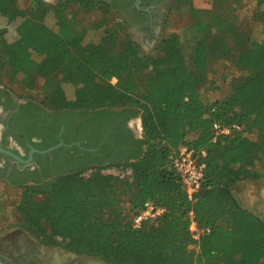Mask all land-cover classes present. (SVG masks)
<instances>
[{
    "label": "trees",
    "instance_id": "obj_1",
    "mask_svg": "<svg viewBox=\"0 0 264 264\" xmlns=\"http://www.w3.org/2000/svg\"><path fill=\"white\" fill-rule=\"evenodd\" d=\"M242 1L199 8L192 0H177L181 6L175 8H187L193 22L183 35H163L151 55L108 2L68 0L51 8L31 0L35 18L25 20L18 39L8 42L0 31V83L15 93L9 82L17 80L31 91L39 80L58 76L43 86L44 105L86 113L99 127L115 121L114 115H140L143 137L131 131L116 137L130 151L127 157L108 155L88 168L24 187L13 203L16 226L43 245L105 264H263L264 216L233 193L242 181L264 178V41L253 33L264 12L239 22L232 13ZM263 3L258 0V6ZM73 4L99 10L102 17L84 25L67 10ZM51 10L57 30L44 22ZM0 11L15 18L17 0H0ZM90 29L103 30L99 41H86ZM219 60L230 61L239 73L223 96L205 98L202 89L213 84L209 71ZM66 84L76 88L71 99ZM29 95L25 98L35 99ZM214 122L238 123L242 130L213 140ZM181 145L207 151L206 177L195 203L173 167ZM147 200L167 211L134 228ZM190 210L199 224L211 227L198 243L189 231Z\"/></svg>",
    "mask_w": 264,
    "mask_h": 264
},
{
    "label": "flooded vegetation",
    "instance_id": "obj_2",
    "mask_svg": "<svg viewBox=\"0 0 264 264\" xmlns=\"http://www.w3.org/2000/svg\"><path fill=\"white\" fill-rule=\"evenodd\" d=\"M64 1L68 0H59ZM103 1L116 7L133 39L143 48L146 40L152 46L158 43L164 17L175 0ZM113 117L115 121L99 127L96 122H88L86 113L49 108L42 100L18 97L0 83V184L7 185L11 194L18 190L20 198L24 187L49 180L60 172L88 168L108 155L127 157L130 151L116 137L131 131L135 138H142L138 131L141 116ZM0 229V264H81L78 257L102 262L43 245L16 224ZM56 250L77 258L74 260L67 253L60 255Z\"/></svg>",
    "mask_w": 264,
    "mask_h": 264
},
{
    "label": "rangeland",
    "instance_id": "obj_3",
    "mask_svg": "<svg viewBox=\"0 0 264 264\" xmlns=\"http://www.w3.org/2000/svg\"><path fill=\"white\" fill-rule=\"evenodd\" d=\"M46 4H54L58 0H44ZM219 0H192L194 5L199 8H210L213 5L218 4ZM177 0L170 6L169 11H167L164 22L161 25L162 31L159 36V40L165 34L171 32H177L181 35L185 32V27L193 22V17L189 14L187 8L184 9H177L175 8L178 6ZM181 6V5H180ZM31 7V0H17V9L18 13L15 18H10L6 12L0 11V31L4 33V36L8 42H14L18 39L20 34V28L22 27L23 23L28 18H35V16L30 11ZM262 10L264 12V3L261 6H258V0H243L242 4L238 6L233 11V19L248 23L252 21L253 14L258 11ZM117 20H122L121 17L115 14ZM79 19L81 20L82 24L91 26L94 22H97L102 16L99 10H95L93 12H81L78 14ZM44 22L50 28L57 30V18L55 15L54 10H51L45 17ZM103 30H96L90 29L86 35V41L97 42L99 41ZM253 33L256 39L260 41H264V20H261L256 24L253 28ZM136 38V37H134ZM159 42V41H158ZM156 45L152 46L151 42L148 40L144 41L142 44V49L147 54H155L156 52ZM153 47V48H152ZM35 57L40 59L38 55L35 54ZM238 70L236 69L235 65L232 64L230 61L226 60H219L212 64L211 69L209 71L210 82L208 83L207 87L202 89L203 97H210L211 99H216L220 96H223L226 87L229 84L231 78L238 74ZM7 77H4L6 81ZM59 79L58 76L51 79L50 81L47 80H39L37 82V86L34 90L24 88L17 80L14 82H9V86H12L13 90L15 91L18 97L20 94H23L25 98L28 97L27 95L33 94L34 98L37 100H43L45 94L43 93V86L50 87L51 84L55 83ZM112 82H116V79H113ZM48 84V85H47ZM50 85V86H49ZM211 86V89H208ZM216 86H219V89L216 90ZM65 95L68 99L74 97L75 94V86L71 84L65 85ZM30 96V95H29ZM49 108L54 109L52 106L49 105ZM140 117H138V131L143 132L142 124L140 122ZM245 186H239L236 191L239 197L240 203L245 206L246 208L252 210L253 212L262 215L264 214V178L260 180H248ZM10 188L7 185L0 184V228H7L8 226L15 225L17 223V219L15 216V210L13 207V203L17 202L20 198L18 190L17 192H13L11 195ZM243 196H247V199H244ZM263 216V215H262ZM1 231V229H0ZM60 252L59 254H65L67 252L56 250ZM70 255L71 258L76 260L72 254L67 253ZM66 256V255H65ZM81 264H102L99 261H93L91 259H87L84 257H78ZM264 264V263H263Z\"/></svg>",
    "mask_w": 264,
    "mask_h": 264
},
{
    "label": "built area",
    "instance_id": "obj_4",
    "mask_svg": "<svg viewBox=\"0 0 264 264\" xmlns=\"http://www.w3.org/2000/svg\"><path fill=\"white\" fill-rule=\"evenodd\" d=\"M241 130L242 126L238 123L223 124L214 122L213 140H216L218 136H233ZM206 156V149H198L188 145L179 146L173 156L174 170L181 176L184 191L193 203L198 201V194L205 181L207 167ZM166 211L167 209L165 207L157 205L152 200H147L144 208L134 217L133 227L140 228L144 223L154 222L164 215ZM188 216L191 237L194 242L198 243L204 236L211 232V227L199 224L195 219L193 210L189 211ZM193 247H196V245H193Z\"/></svg>",
    "mask_w": 264,
    "mask_h": 264
},
{
    "label": "crops",
    "instance_id": "obj_5",
    "mask_svg": "<svg viewBox=\"0 0 264 264\" xmlns=\"http://www.w3.org/2000/svg\"><path fill=\"white\" fill-rule=\"evenodd\" d=\"M64 4L66 3V1H64L63 2ZM60 4H62V2H59V0L56 2V3H54V4H50V5H48V6H50L51 8H55V7H58ZM69 12L71 11V12H76L77 13V15L79 14V13H81V12H87V13H89V12H92V11H90V10H88L87 8H85V7H83V6H78L77 4H73L70 8H68L67 9ZM79 18V17H78ZM142 129H143V127H142ZM142 133V136H143V132H141ZM262 179V178H261ZM260 180V179H259ZM247 182H250V181H248V180H246V181H242V182H240V183H238L237 185H235L234 186V191H233V193H234V195H235V197L238 199V201H239V197H238V195L236 194L237 193V191H236V189L239 187V186H245L246 185V183ZM243 198L244 199H247V196H243ZM240 202V201H239Z\"/></svg>",
    "mask_w": 264,
    "mask_h": 264
},
{
    "label": "water",
    "instance_id": "obj_6",
    "mask_svg": "<svg viewBox=\"0 0 264 264\" xmlns=\"http://www.w3.org/2000/svg\"><path fill=\"white\" fill-rule=\"evenodd\" d=\"M8 152V151H7ZM9 154L13 155V156H16L15 154L11 153V152H8ZM17 157V156H16ZM264 216V214H262ZM102 263V262H101ZM104 264V263H102Z\"/></svg>",
    "mask_w": 264,
    "mask_h": 264
}]
</instances>
